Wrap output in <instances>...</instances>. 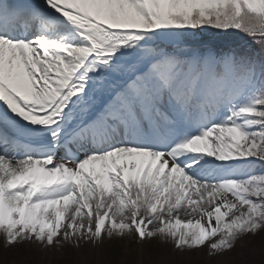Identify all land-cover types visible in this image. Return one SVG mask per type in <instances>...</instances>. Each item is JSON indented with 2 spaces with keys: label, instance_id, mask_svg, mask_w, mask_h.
Listing matches in <instances>:
<instances>
[{
  "label": "snow or ice",
  "instance_id": "1",
  "mask_svg": "<svg viewBox=\"0 0 264 264\" xmlns=\"http://www.w3.org/2000/svg\"><path fill=\"white\" fill-rule=\"evenodd\" d=\"M262 234L264 0H0L6 248Z\"/></svg>",
  "mask_w": 264,
  "mask_h": 264
},
{
  "label": "trees",
  "instance_id": "2",
  "mask_svg": "<svg viewBox=\"0 0 264 264\" xmlns=\"http://www.w3.org/2000/svg\"><path fill=\"white\" fill-rule=\"evenodd\" d=\"M254 48L259 50V45H253ZM106 239V238H105ZM0 240L4 242L3 236H0ZM107 240V239H106ZM123 240H131L133 243V247L126 244L118 249H113L108 243H102L101 248L103 252V257L99 258V261H94V264H217L214 262L212 258H209L206 252H200V256L198 260H194L193 258L180 256L179 254L182 251L175 249L174 254H172V250L170 247H166L162 250L156 249L152 246H149L147 241H151V243H155L154 246H161L162 243L159 240H145L146 248L144 253H137L135 251L134 244H139V239L133 235L131 238H125ZM253 240L251 246L248 245V248L244 246L247 245L245 241ZM262 241V243H259ZM143 242V243H144ZM253 244V246H252ZM6 248V247H5ZM264 248V234L262 236H258L255 239L249 238L241 240L237 243L236 248L230 253V257L227 261H224L223 264H259L261 259V249ZM9 251L4 257H27L29 260L24 264H39L37 256L32 255L30 251L22 252L18 254V251L15 249H19V245L16 247L8 248ZM249 249L253 250L252 254L249 255ZM186 252V251H183ZM174 255V256H173ZM106 257V258H105ZM105 258V259H103ZM14 259V258H13ZM73 264H80V259L76 260L73 258ZM5 261V260H4ZM78 262V263H77ZM8 264V262L6 263ZM41 264V263H40ZM60 264H72L71 260L65 258V261Z\"/></svg>",
  "mask_w": 264,
  "mask_h": 264
},
{
  "label": "rangeland",
  "instance_id": "3",
  "mask_svg": "<svg viewBox=\"0 0 264 264\" xmlns=\"http://www.w3.org/2000/svg\"><path fill=\"white\" fill-rule=\"evenodd\" d=\"M252 237H248L246 239H249ZM256 238V237H255ZM252 238V239H255ZM107 239V238H106ZM104 240V243H108L114 250L118 249L125 244L130 247V245L133 247V243L131 240H123V239H117L113 238L112 240ZM253 240H247L245 241L247 245L251 246ZM249 242H251L249 244ZM149 246H152L156 249L163 250L166 247H170L172 250V254H174L175 248L171 242L164 243L161 246H154L155 243H151V241H147ZM259 243H262V241H259ZM100 244L97 247H94L91 243H82L80 248L72 247L71 245H65L62 249L57 248L55 246L51 248H44L43 246L39 244H22L19 245V249H15L18 251V254H21L22 252L30 251L32 253L33 257L37 256L38 263L40 264H60L63 263L66 259L71 260V263L73 264L74 260L73 258H76V260L80 259V264H94V261H99L100 257H103V252ZM136 246L134 249L137 251V253H144L146 248V243L139 242L138 245L134 244ZM253 246V244H252ZM9 251H11L8 248H5V243L0 240V264H24L29 259L27 257H4ZM200 252H206L207 253V247H204L200 250L196 251H186L182 252L179 255L185 256L189 258H193L194 260H198V257L200 256ZM230 253L225 254L223 257H217L212 258L214 262L217 264H223L224 261H227L230 257ZM174 256V255H173ZM14 258V259H13ZM106 258V257H105ZM103 258V259H105ZM5 260V261H4ZM78 263V262H77ZM76 264V263H75ZM98 264V263H97Z\"/></svg>",
  "mask_w": 264,
  "mask_h": 264
}]
</instances>
